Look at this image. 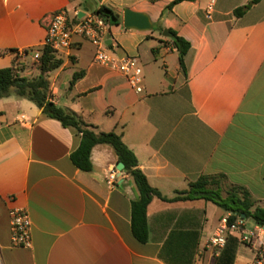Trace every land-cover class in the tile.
Segmentation results:
<instances>
[{
  "label": "crops",
  "instance_id": "1",
  "mask_svg": "<svg viewBox=\"0 0 264 264\" xmlns=\"http://www.w3.org/2000/svg\"><path fill=\"white\" fill-rule=\"evenodd\" d=\"M174 1L0 0V52L12 50L0 55V69L39 75L38 64L27 63L40 56L56 11L66 9L74 18L103 6L112 9L120 24L111 27L109 51L138 58L144 91L136 93L121 73L95 63L94 47L75 37L70 50L56 54L61 67L48 74L51 101L96 132L121 135L149 185L164 197L174 198L201 176H223V186L245 188L255 207L264 208V0L250 7L251 0H214L210 20L205 10L211 0L169 8ZM237 8L243 16H235ZM125 9L146 14L153 30L125 29ZM164 30L190 43L184 70ZM75 72L84 75L69 89ZM80 140L75 128L47 117L32 102L16 96L0 100L3 264H169L192 252V264H216L229 247H235L232 264H255L264 251V228L251 219L243 220L245 231L255 234L250 245L232 233L223 249L210 247L228 213L204 200L154 198L147 209L149 241L139 243L131 232L137 195L132 179L122 173L114 188L107 185L117 165L108 145L93 148L91 172L77 169L70 156ZM14 208L29 213L30 248L12 246Z\"/></svg>",
  "mask_w": 264,
  "mask_h": 264
},
{
  "label": "trees",
  "instance_id": "2",
  "mask_svg": "<svg viewBox=\"0 0 264 264\" xmlns=\"http://www.w3.org/2000/svg\"><path fill=\"white\" fill-rule=\"evenodd\" d=\"M183 1L194 0H175L169 8ZM260 1L251 0L246 7L256 5ZM95 13L106 18L111 25L120 24L119 17L108 7H100ZM234 14L237 17L243 16V8H237ZM168 32L170 34V38L168 39L170 47L177 51L179 66L184 70V59L191 49V45L174 31L168 30ZM7 52H12V50L0 52V55H4ZM62 63L53 50L43 47L40 50L38 76L33 78L22 77L16 72L14 67L0 69V100L10 96L26 99L35 104L47 117L59 121L64 127L75 128L80 133L81 140L79 147L71 154L70 159L73 165L82 172L88 173L92 171L91 153L95 146L108 145L113 149L117 163L123 164L122 173L132 179L137 192L136 198L131 201V232L139 243L146 244L149 241L147 209L154 198H159L166 202L204 200L213 203L230 214L229 222L231 223L237 220L251 219L255 225L264 228V208L255 207V200H253L245 188L227 186V189L224 190L226 186H223V176H201L197 181L190 183L188 190L177 192L176 196L172 199L164 197L158 190L152 188L140 170L136 156L125 145L121 135L114 131L107 133L96 132L94 126L86 124L74 112L59 107L51 101L48 74L61 67ZM83 75V72H75L70 81L69 89ZM171 238L172 236H169L168 240H171ZM236 240L235 244H237ZM234 255L235 247H229V250L224 249L216 259V264H232ZM192 261L193 252L187 260L181 261L179 256L175 257V259L167 260L169 264H192Z\"/></svg>",
  "mask_w": 264,
  "mask_h": 264
},
{
  "label": "built area",
  "instance_id": "3",
  "mask_svg": "<svg viewBox=\"0 0 264 264\" xmlns=\"http://www.w3.org/2000/svg\"><path fill=\"white\" fill-rule=\"evenodd\" d=\"M214 12V0H211L205 10L206 19L210 20ZM76 13L70 18L66 9L56 11L49 18L44 47H48L56 54L70 50L74 38L80 37L94 47V62L121 73L127 79L131 88L138 94L144 91L143 74L139 60L135 56L117 57L109 51V34L112 25L103 16L95 12H87L80 18ZM24 53L19 52V56ZM40 56H33L38 64ZM24 118V117H22ZM107 185L114 188L117 185V170H112L106 178ZM230 214L219 220L215 234L209 239L208 245L217 251L224 248L227 235L239 233L241 241L247 245L252 243L254 232H246L243 220L229 222ZM11 243L14 248H30L31 220L25 209L14 208L9 211ZM264 260V251H258L255 264H261ZM0 264H3L0 256Z\"/></svg>",
  "mask_w": 264,
  "mask_h": 264
},
{
  "label": "water",
  "instance_id": "4",
  "mask_svg": "<svg viewBox=\"0 0 264 264\" xmlns=\"http://www.w3.org/2000/svg\"><path fill=\"white\" fill-rule=\"evenodd\" d=\"M246 8H244L245 10ZM84 14H80L79 17L81 18ZM123 26L125 29L128 30H136L140 32H150L153 30V24L150 18L144 14L139 12H134L130 9H125L123 14ZM163 37L170 38V34L167 30L162 32ZM109 43V42H108ZM123 164L117 163L116 170H117V177L121 178L122 171H123Z\"/></svg>",
  "mask_w": 264,
  "mask_h": 264
},
{
  "label": "rangeland",
  "instance_id": "5",
  "mask_svg": "<svg viewBox=\"0 0 264 264\" xmlns=\"http://www.w3.org/2000/svg\"><path fill=\"white\" fill-rule=\"evenodd\" d=\"M21 64V63H20ZM24 64V63H23ZM28 64V66L30 65V64H37L35 61H30L29 63H27ZM227 189V186L224 188V190H226Z\"/></svg>",
  "mask_w": 264,
  "mask_h": 264
}]
</instances>
